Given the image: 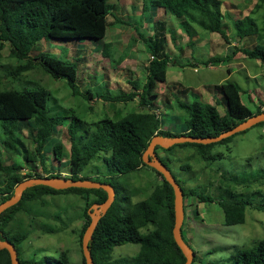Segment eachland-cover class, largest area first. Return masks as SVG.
<instances>
[{
	"label": "rangeland",
	"instance_id": "374dc122",
	"mask_svg": "<svg viewBox=\"0 0 264 264\" xmlns=\"http://www.w3.org/2000/svg\"><path fill=\"white\" fill-rule=\"evenodd\" d=\"M152 1L155 0H109L114 6V17L121 22H117L112 15L109 17L113 24L108 28L105 39L70 42L42 40L34 48L30 57L36 63L40 53H49L73 63L78 71L76 84L81 95L74 92L66 79L54 78L42 66L34 65L31 70L23 71L18 78H14L12 72L26 61L13 58L10 55V43H5L6 47L0 53V89H47L50 92L49 107L53 115L67 117L43 149L51 164L57 166L52 172L63 171L69 176V163L59 170L60 162L54 160L53 148L61 145L63 159L65 162L70 161L72 141L69 125L73 118L81 120L77 125V138L80 139V134L89 136L97 131L98 125H94L95 123L107 116L116 118L119 106L122 109L125 106L122 103L111 105L109 101L92 95L133 92L135 90L129 81L138 82L143 89L149 73L148 67L143 66L152 56L151 41H159L157 34L160 38L162 34L166 38L169 57H178V64H186L184 69L177 63L168 68L167 88L162 89V94L166 95L160 96L162 99L159 98L157 102L164 126L172 124L176 132L183 129L186 114L178 108L179 101L215 106L218 103L214 99L218 98V109L223 115L224 99L220 93H215V87L225 82L236 83L241 89L243 102L254 113L257 112L258 107L251 97L254 100H264V76L250 78L261 73L255 68L258 60L248 58L241 50L251 49L254 47L251 42L261 43L264 39V3L261 0H223L226 5H232L231 8L224 4L222 7L224 21L228 24L229 38L225 41L220 34L207 32L189 21L185 22V19H179L157 8L155 4L152 5ZM228 13L233 14L232 19ZM246 16L256 20L259 35L245 41L238 38L232 22ZM190 29L191 39L187 33ZM230 43L232 46L236 44V52L233 47L228 46ZM105 47L112 53L111 59L104 58ZM209 58L212 59L213 66L206 65ZM122 88H125L126 93L122 92ZM184 89L188 92L179 94ZM158 91L160 93V87H157V95ZM152 106V109L156 108L154 104ZM150 109L151 107L141 108L136 98L133 104L130 102L125 107L123 114L147 112ZM32 122H19L20 129L15 137L20 138L22 143L13 144L14 148H6L5 124L0 120V160L3 165L33 168L35 164H40V157L35 155L36 147L31 139ZM158 153L185 190L198 188L201 193L216 199L236 198L247 205L245 223L233 226L225 224V214L217 204L199 205L201 216L191 215L195 222L192 236L189 237L185 232L188 222L183 229L186 241L196 252L195 264H230L237 251L252 248L264 238V125L253 127L225 144L213 145L202 152L190 146H174L169 150H159ZM48 159L45 163L49 162ZM184 165L190 166V169L182 168ZM97 173L101 179L108 174L103 158L92 160L83 175L94 178ZM224 173L227 174L226 178L221 176ZM6 177L5 173L0 172V188L4 187ZM116 183L121 194L136 203L148 199L153 189L161 184V177L144 167L118 176ZM86 204L84 195L77 193L49 195L28 203L27 210L20 211L9 226V230L14 233L29 235L20 245L23 258L44 264L45 259L59 258L66 251L69 264H82L78 233L86 221ZM186 216H189L188 211ZM150 229L153 227L144 228L141 233L147 234ZM139 252L138 244H125L113 250L112 258L116 262H128Z\"/></svg>",
	"mask_w": 264,
	"mask_h": 264
},
{
	"label": "trees",
	"instance_id": "16d2710c",
	"mask_svg": "<svg viewBox=\"0 0 264 264\" xmlns=\"http://www.w3.org/2000/svg\"><path fill=\"white\" fill-rule=\"evenodd\" d=\"M261 2L264 3V0ZM151 4H155L157 8L163 9L179 19H185V22L189 21L207 32L220 34L225 41H228L227 25L224 21L225 15L222 11L223 0H156L152 1ZM113 9L114 6L109 0H0V53L6 47L5 43H10V55L19 61H26L24 65H20L12 72L14 78H18L23 71L31 70L34 65L42 66L54 78L66 79L74 92L81 95L76 84L78 71L73 63L58 59L49 53H40L39 57L36 58L38 61L36 63L30 54L42 40L70 42L105 39L108 28L113 24L109 20L111 15L114 17ZM228 14H230L228 15L229 18L232 19L233 14ZM114 18L116 21L118 20L116 16ZM117 22H121V20ZM232 23L238 38L241 40L259 35L257 22L251 16L234 19ZM187 33L191 39V29ZM156 37L159 41L156 42L155 39L151 41L153 45L150 47V53L154 56V60L148 65L147 82L141 94L137 93L138 83L132 82L135 90L133 92L115 96L111 94L92 96L112 103H124V105L139 97L141 107L152 106L150 99L160 95L159 91L157 95V87L164 86L167 88V67L170 63V57L166 52V38L163 34L161 38L158 34ZM258 38L261 37L258 36ZM154 42L156 43L154 44ZM234 50L236 52V47ZM242 52L248 58L264 62V39L251 49H242ZM103 56L108 59L112 57V53L107 47L104 48ZM211 63H213L211 58L206 61L207 66ZM1 83L2 80L0 79V85ZM187 92L188 90L184 89L179 91V94H186ZM215 93H220L224 99L225 112L223 115L218 109V98L214 99L218 103L215 106L201 102L185 103L179 101L178 108L184 110L186 114L185 125H183L184 133L182 134L163 130L160 117L152 109L147 112L137 111L119 115L116 118L107 116L99 123L94 124L98 125L96 132L89 136L80 134V139L77 138L79 132L77 125L80 124L81 120L73 118L75 121L73 120L69 125L72 141L69 176L53 174L47 169L44 173H39L37 164L33 168L27 166V173L23 174L24 167L11 164L3 165L0 160V172L7 175L4 187L0 188V204L14 196L15 188L20 183L33 177L91 179L111 184L116 190V200L108 213L100 220L90 241L94 264H185L187 259L173 235L175 226L174 189L159 172L144 164L143 156L155 136L168 138L183 135L195 138L218 137L223 132L263 111L258 108L257 112L254 113L243 102L241 89L234 82H225L216 86ZM49 100L50 92L43 88L23 91L0 89V120L5 124L4 130L7 138L4 143L6 148H14L13 144L22 143L20 138L15 137L20 129L18 123L25 121L29 124L33 121L31 139L36 147L35 155L40 157L44 168L46 166L45 157L42 153L43 149L56 129L62 126L67 118L66 116L53 115L52 109L49 107ZM261 125L264 123L257 126ZM29 128L30 126L27 129ZM233 137L210 145L184 143L174 146H182V148L190 146L197 148L198 152H202L213 145L225 144ZM169 149L157 147V155H159V150ZM62 152L63 147L61 145L53 148L55 160L58 162L64 158ZM101 154L104 156L102 157ZM98 158H103L107 166V177L101 179L100 177L89 178L84 176L83 172L88 164ZM160 159L169 168L167 162L161 157ZM27 161L32 162L29 159ZM144 167L155 171L162 178V181L153 189L148 199L134 203L130 197L121 194L116 180L118 176L141 170ZM182 168L190 169V166L184 165ZM221 176L226 178L227 174L224 173ZM177 182L181 184L179 180ZM182 189L185 200L196 198L200 203L218 204L225 214L227 226L245 223L247 205L243 201L236 198L219 200L201 193L198 188ZM65 193L82 194L87 201L84 211L86 221L78 233L82 264H86L82 241L84 233L91 223L88 211L93 205L104 203L108 194L102 189L71 188L57 191L46 186H35L28 189L17 205L0 216V240H8L16 247L20 264L42 263L23 258L20 245L29 235L12 232L9 230L10 224L20 211L27 210L26 205L28 203L42 200L49 195ZM149 226H152L153 229H150L147 234H142L141 230ZM125 244H138L140 252L131 261H114L112 258L113 250ZM195 262L196 252L193 264ZM69 263L67 252L63 251L59 258L45 259L44 264ZM0 264H12L10 253L7 250H0ZM230 264H264V238L252 248L237 251L230 260Z\"/></svg>",
	"mask_w": 264,
	"mask_h": 264
},
{
	"label": "water",
	"instance_id": "95a60500",
	"mask_svg": "<svg viewBox=\"0 0 264 264\" xmlns=\"http://www.w3.org/2000/svg\"><path fill=\"white\" fill-rule=\"evenodd\" d=\"M261 123H264V111L260 114H255L252 117L241 122L236 127L223 132L218 137L211 138H195L186 135L179 137H162L155 136L143 156V162L159 172L164 180H166L174 189L175 194V226L173 229L174 239L185 255L187 261L185 264H192L195 258V253L192 247L185 242L182 235V226L185 219L184 211V193L182 187L178 184L171 170L158 157L156 148L169 149L177 144L197 143L203 145H210L219 143L227 138L235 136L239 133L245 132ZM35 186H46L57 191L68 190L71 188L79 189H102L108 194L107 200L102 204H95L89 210L91 223L88 226L83 236L82 248L86 260V264H94L93 257L90 250V241L93 238L95 230L100 220L107 214L116 200V190L111 184L102 183L90 179L72 180L66 178H52V177H34L27 179L20 183L14 191V196L9 200L0 204V216L8 209L17 205L23 198L24 193ZM0 250H7L10 253L12 264H20L18 251L16 247L8 240H0Z\"/></svg>",
	"mask_w": 264,
	"mask_h": 264
},
{
	"label": "crops",
	"instance_id": "0c3cea01",
	"mask_svg": "<svg viewBox=\"0 0 264 264\" xmlns=\"http://www.w3.org/2000/svg\"><path fill=\"white\" fill-rule=\"evenodd\" d=\"M227 3H224V5H226ZM227 6V8H231L232 7V5H226ZM232 11V10H231ZM230 11V12H231ZM227 15H230V14H227ZM254 44H257L256 43V41H254L253 42ZM187 45V44H186ZM233 45H235L236 46V44H233ZM230 46H232V44L230 45ZM151 58V57H150ZM178 57H175V56H173V57H170V59H171V62H170V64L168 65V68H169V66L172 64H176L177 62H176V59H177ZM210 59V58H209ZM208 59V60H209ZM208 60H206V61H208ZM148 63H150V61L149 62H145L144 63V66L143 67H148ZM176 65H178L179 67H181L182 69H184V66L186 65V64H183L182 62L181 63H177ZM256 67V70H258V71H261V73L260 74H256V75H253V76H251L250 78L251 79H257V77L259 76V75H263L264 76V62H262V61H260V60H258V62H257V64L255 65ZM133 82V81H132ZM131 81H129V83L131 84L132 83ZM146 82L147 81H145L144 82V86H145V84H146ZM133 83H136V82H133ZM138 83V82H137ZM110 84L111 85H113L111 82H110ZM117 85V84H116ZM132 85V84H131ZM138 85V84H137ZM144 86H143V88H144ZM132 87H133V85H132ZM139 87H140V85H138V90H137V93L138 94H141L142 93V91H143V89L141 88V89H139ZM159 87H161V89H160V95L155 99V100H150V103H151V105H155V107L156 108H153V110L154 111H156V110H158L159 111V106H158V104H157V102H158V100H159V98H160V96H165L166 94H162V89L164 88V86H159ZM134 88V87H133ZM122 92H124V93H126V90H125V88H122ZM129 93V92H128ZM121 94H123V93H121ZM112 96H115V95H113V94H111ZM116 95H120V94H116ZM101 99V98H100ZM160 99H162V97L160 98ZM251 99H252V101L257 105V107L258 108H261V109H264V100L262 101L261 99H257V100H254L252 97H251ZM135 101V100H134ZM134 101H131L132 102V104H133V102ZM111 104H113L112 102H110ZM130 102H128V104H129ZM122 104H124V103H122ZM128 104H125V106H123V105H121V106H123L124 108L122 109L120 106H119V108L117 109V111H116V113H115V115H116V117H118L119 115H126V114H123V110L125 109V107H127L128 106ZM151 107H153V106H151ZM141 108H143V109H147V107H141ZM174 128H175V126L174 125H172V124H170V125H168V126H164L163 124H162V129L163 130H167V131H171L172 133H175V134H180V133H184L183 131H184V129H182L180 132H176L175 130H174ZM44 151V150H43ZM43 153V152H42ZM43 155H44V157H45V160L46 159H48L47 158V154L46 153H43ZM53 158H54V160H55V157H54V153H53ZM48 161H49V159H48ZM57 161V160H56ZM66 160L65 159H62V161L60 162V166L58 167L59 168V170H61V167L64 165V164H66V163H69L68 161L67 162H65ZM58 162V161H57ZM56 163V162H55ZM41 166V167H40ZM45 168H44V165L40 162V164L39 165H37V169L38 170H43V171H45V169H47L48 170V172H50V173H53V174H55L56 172H52L53 171V168L54 169H57V166H54L53 164H51V162L49 161V162H46L45 163ZM26 168V167H25ZM62 172V171H61ZM44 173V172H43ZM98 176V174H95V176L94 177H97ZM188 203H190L191 204V209L192 210H194V212L196 211L197 212V214H198V217H200L201 215H200V212H199V205L201 204V203H198L197 202V200L196 199H194V198H189L188 199ZM196 215V214H195ZM192 222V223H191ZM186 224V223H185ZM194 224H195V222H194V220L193 219H191L189 222H188V225H187V227H186V229H185V232H186V234L190 237V236H192V231H193V229H192V226H194Z\"/></svg>",
	"mask_w": 264,
	"mask_h": 264
},
{
	"label": "clouds",
	"instance_id": "9594fccd",
	"mask_svg": "<svg viewBox=\"0 0 264 264\" xmlns=\"http://www.w3.org/2000/svg\"><path fill=\"white\" fill-rule=\"evenodd\" d=\"M156 1V0H155ZM161 10H163V9H161ZM164 11V10H163ZM226 23V22H225ZM226 25H228L227 23H226ZM232 25H233V23H232ZM233 27H234V25H233ZM234 29H235V27H234ZM247 39H245V41H246ZM255 40V39H254ZM257 43V42H256ZM258 44V43H257ZM231 45V43L228 45V46H230ZM255 44L253 43V42H251V46H254ZM230 47H233V48H235V46H230ZM237 49V48H236ZM150 51V50H149ZM242 51V50H241ZM154 60V56H151V59H150V62L151 61H153ZM170 62H171V59H170ZM170 64V63H169ZM208 66H213V64H209ZM167 70H168V67H167ZM167 73H168V71H167ZM137 99H138V102H140V100H139V97H137ZM140 105V104H139ZM149 107H151V106H149ZM151 109H152V107H151ZM263 111H264V109H262ZM150 111V110H149ZM152 111H154L153 109H152ZM262 111V112H263ZM156 113H157V115L160 117V112L158 111V110H156L155 111ZM158 157L160 158V156L158 155ZM145 164V163H144ZM24 169H26V168H24ZM23 169V171H22V173L23 174H26V172H25V170ZM143 169V168H142ZM27 170V169H26ZM68 173V172H67ZM55 174H61V175H63V176H66V173L65 172H56ZM98 174V176L97 177H99V173H97ZM69 175V174H68ZM107 177V175L104 177V178H106ZM175 177V176H174ZM34 178V177H33ZM62 178V177H61ZM95 178V177H94ZM27 180V179H26ZM91 180V179H90ZM161 181H162V178H161ZM179 184V183H178ZM180 185V184H179ZM189 199V198H188ZM188 199H184V211H185V219H184V224H183V226H182V235H183V229H184V226H185V223L186 222H189L191 219H193L192 217H191V215H195V214H197V212L195 211L194 212V210H192L191 209V204L190 203H188ZM194 199H196V198H194ZM197 200V199H196ZM197 202L198 203H200L198 200H197ZM114 204V203H113ZM212 204H214V203H212ZM218 205V204H217ZM219 206V205H218ZM186 211H188V214H189V216L187 217L186 216ZM89 212V211H88ZM108 213V212H107ZM197 216H198V214H197ZM183 239L185 240V242L187 243V244H189L187 241H186V239H185V237H184V235H183ZM190 245V244H189ZM194 253H195V251H194ZM195 259V258H194ZM194 262V261H193ZM193 264V263H192Z\"/></svg>",
	"mask_w": 264,
	"mask_h": 264
}]
</instances>
